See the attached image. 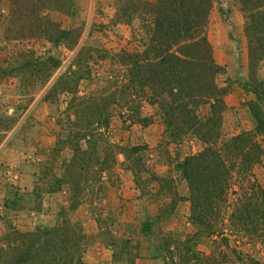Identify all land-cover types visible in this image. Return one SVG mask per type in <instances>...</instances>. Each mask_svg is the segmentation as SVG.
<instances>
[{
  "label": "rangeland",
  "instance_id": "obj_1",
  "mask_svg": "<svg viewBox=\"0 0 264 264\" xmlns=\"http://www.w3.org/2000/svg\"><path fill=\"white\" fill-rule=\"evenodd\" d=\"M70 1L68 10H49L46 15L62 30L73 31L69 42L74 41L76 46L72 50L44 41L9 43L0 37V66L22 69L18 76L12 72L6 77L7 84L0 85V125L16 122L0 145V247L8 237L13 239L12 232H33L39 227L51 229L66 218L85 235V264H164L152 252L160 239L168 234L198 232L189 216L186 182L177 168L185 156L200 152L202 143L186 135L171 144L156 107L145 103L139 109L140 98H136V111H140L141 117H150L151 124L130 123L125 120V104L116 96L117 108L104 134L106 142L118 149L115 166L98 173L99 167L95 168L90 158L85 159L77 166V175L82 178L77 183L71 169L73 150L65 144H74L67 139L69 130L66 129L68 120L76 122L77 115L69 108L73 95L54 93L48 97L44 89L36 91L29 103L31 92L23 94L20 82L40 70L37 62L40 64L52 56L61 61L50 80L53 85L55 78L69 67L74 70V58L85 49L91 78L76 86L77 96L102 90L106 95L115 92L121 97L126 82L119 64L120 55L122 51L142 49L139 43L142 32L141 18L130 25L114 21L113 0ZM144 1L154 4L157 0ZM50 4L54 5V0ZM8 20V5L2 3L0 32L2 27H8ZM224 22L231 25L225 38L233 41L224 39V34L216 29V25ZM248 24L240 0H213L206 33L211 46L214 39L223 45L228 43L225 49H217L220 52L212 46L214 61L222 69L215 83L226 90L221 139L244 131H258L256 140L262 158L251 166L249 174L264 191V88L261 85L264 84V57L256 66L255 61L250 65L245 30ZM27 51L36 55L31 60L30 72L27 65L16 62ZM219 60L224 62L220 64ZM210 106L211 102L200 106V120L211 116ZM258 118L263 124L258 123ZM126 157L131 158L127 161ZM134 160L137 163L133 164ZM154 178L162 181L147 183ZM145 223L149 226L148 233H143ZM195 243L201 253L212 251L204 234H199ZM243 251L264 261L263 247L252 250L245 247ZM231 259L227 264H243L234 256Z\"/></svg>",
  "mask_w": 264,
  "mask_h": 264
},
{
  "label": "trees",
  "instance_id": "obj_2",
  "mask_svg": "<svg viewBox=\"0 0 264 264\" xmlns=\"http://www.w3.org/2000/svg\"><path fill=\"white\" fill-rule=\"evenodd\" d=\"M113 1L115 22L130 25L141 18L142 49L122 51L120 55L119 64L126 82L121 97L115 92L106 95L102 90L77 96L76 86L91 78L85 49L74 58V70L69 67L55 78L53 85L50 80L61 61L48 56L40 64L37 62L40 70L20 82L23 94L31 92L29 103L36 91L44 89L48 97L54 93L73 95L69 108L74 109L76 122L68 120L66 129L69 130L67 139L74 144H65L73 150L71 169L77 183L82 182L77 166L85 159L90 158L95 168L99 167L98 173L115 166L118 149L106 142L104 134L117 108L116 96L125 104V120L132 124H151L150 117H141L140 111H136V98L141 99L139 109L145 103L156 107L171 144L191 135L202 143L203 149L185 156L177 168L186 182L189 216L198 232L166 235L152 249L153 257L161 258L164 264H227L231 256L243 264H264L260 258L243 251L245 247L264 248V191L249 174L251 166L261 161L262 151L256 140L258 131H244L221 139L226 90L215 83L222 69L214 61L206 33L213 0H157L154 4L144 0ZM240 2L249 19L245 29L249 61L251 66L255 61L256 66L264 57V0ZM2 3L8 5L9 16L8 27H2L0 32L5 41H44L70 50L76 46L74 41L69 42L73 31L62 30L46 15L49 10H68L72 5L70 0H54V5L50 0H0ZM35 56L33 51H27L16 62L27 65L30 72ZM21 71L0 66V85L7 84L6 77L12 72L18 76ZM205 102H211V116L200 120L198 109ZM15 123L13 120L0 125V145ZM258 123L263 124L259 118ZM154 181L162 180L154 178L147 183ZM143 229V233L149 232L147 223ZM199 234L210 241L209 254L197 249L195 241ZM11 235L13 239L8 237L0 247V264H85V235L66 218L51 229L39 227L33 232H12Z\"/></svg>",
  "mask_w": 264,
  "mask_h": 264
},
{
  "label": "crops",
  "instance_id": "obj_3",
  "mask_svg": "<svg viewBox=\"0 0 264 264\" xmlns=\"http://www.w3.org/2000/svg\"><path fill=\"white\" fill-rule=\"evenodd\" d=\"M225 24V25H224ZM230 23H228V22H224V23H219V25L217 26L216 25V29H218V30H220V32H222L223 34H224V39H226L227 41H233V40H231L229 37H227L226 36V38H225V34L230 30V28H231V25H229ZM233 26V25H232ZM229 28V29H228ZM222 34V35H223ZM225 42V41H224ZM234 42L235 43H238V41H236V40H234ZM242 43H243V37H242V41H241ZM228 43H224V45L220 42V41H216L215 39L213 40V47L217 50V49H225V45H227ZM239 45H241L240 43H239ZM243 45V44H242ZM224 51V50H223ZM217 52H220L219 50H217ZM222 60V59H221ZM221 60H219V63L220 64H222V62H224V61H221Z\"/></svg>",
  "mask_w": 264,
  "mask_h": 264
}]
</instances>
